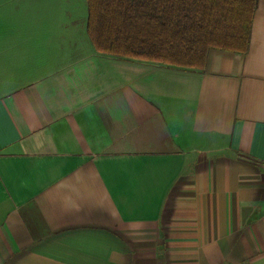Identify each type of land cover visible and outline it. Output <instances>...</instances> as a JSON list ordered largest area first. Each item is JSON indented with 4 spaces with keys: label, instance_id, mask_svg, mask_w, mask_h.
I'll use <instances>...</instances> for the list:
<instances>
[{
    "label": "crops",
    "instance_id": "0c3cea01",
    "mask_svg": "<svg viewBox=\"0 0 264 264\" xmlns=\"http://www.w3.org/2000/svg\"><path fill=\"white\" fill-rule=\"evenodd\" d=\"M81 3L0 0V264H264V0L203 70L99 53Z\"/></svg>",
    "mask_w": 264,
    "mask_h": 264
},
{
    "label": "trees",
    "instance_id": "16d2710c",
    "mask_svg": "<svg viewBox=\"0 0 264 264\" xmlns=\"http://www.w3.org/2000/svg\"><path fill=\"white\" fill-rule=\"evenodd\" d=\"M259 0H87L102 54L203 70L212 49L247 54Z\"/></svg>",
    "mask_w": 264,
    "mask_h": 264
},
{
    "label": "rangeland",
    "instance_id": "374dc122",
    "mask_svg": "<svg viewBox=\"0 0 264 264\" xmlns=\"http://www.w3.org/2000/svg\"><path fill=\"white\" fill-rule=\"evenodd\" d=\"M69 1H70V4H68V7H69L68 10H70V12L72 11L81 12L83 10V3H81V1L83 0H69Z\"/></svg>",
    "mask_w": 264,
    "mask_h": 264
}]
</instances>
